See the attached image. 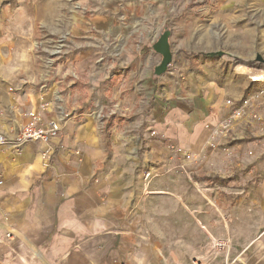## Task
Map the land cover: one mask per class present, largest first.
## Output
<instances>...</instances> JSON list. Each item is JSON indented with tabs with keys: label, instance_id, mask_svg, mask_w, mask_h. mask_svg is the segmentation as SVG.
<instances>
[{
	"label": "crops",
	"instance_id": "0c3cea01",
	"mask_svg": "<svg viewBox=\"0 0 264 264\" xmlns=\"http://www.w3.org/2000/svg\"><path fill=\"white\" fill-rule=\"evenodd\" d=\"M74 1L0 0V64L12 62L16 30L19 57L38 27L71 48L66 67L39 87H0L8 94L0 132L43 104L47 119L92 105L116 108L117 120L106 133L78 117L71 138L51 147L0 149V264H264V137L254 144L260 177L252 183L251 127H223L227 101L241 96L213 65L232 55L205 56L213 29L235 31L264 14V0H214L202 14L192 0ZM165 30L173 63L157 77L162 57L150 47Z\"/></svg>",
	"mask_w": 264,
	"mask_h": 264
},
{
	"label": "rangeland",
	"instance_id": "374dc122",
	"mask_svg": "<svg viewBox=\"0 0 264 264\" xmlns=\"http://www.w3.org/2000/svg\"><path fill=\"white\" fill-rule=\"evenodd\" d=\"M72 2L76 1L72 0ZM216 4L217 2L214 0H192L189 3V8L194 9V13L202 14L207 6L216 8ZM245 18L246 23L238 24L235 31H231L229 34L219 28L213 29L214 47L205 48V52L213 53L205 56L208 61H211L213 57L216 58L217 56L230 53L232 55L231 64L225 65L221 62H218L219 64L217 65L213 64L217 76L222 77L221 82H230L240 93L241 98L239 100L230 99L236 105L243 100L252 98V104L250 109L247 110L248 113L245 119L234 122L228 128L224 125L223 127L229 132L232 129L231 127L237 123L248 124L251 127L248 132L250 139L247 142L251 144L252 149H248L247 154L252 160L250 164H247L245 170L247 173H253L251 182L255 183L259 182L260 168H257V164L260 161L258 158H254L257 157L254 144L258 145L257 142L264 137V14H254ZM15 34L18 43L17 48L14 49L12 62L10 64H0V74L8 78V80H0V87L7 89L9 94H12L11 89H18L19 86L26 90L31 87H39L46 79L44 74L54 72V69L65 65L71 58V48H69L68 44L61 48L62 52L60 54L54 56V51L59 49L57 48L58 46H55L58 44H55L58 38L46 34L41 27H38L36 34L30 33L28 36L26 44L28 58L26 56L19 57L24 53L25 49H21L20 46V32L16 30ZM225 41L235 43V46L228 48L223 45ZM22 47H24V43H22ZM53 61L55 62L54 64L52 63ZM65 67L66 65L63 66V68ZM218 69L220 74H218ZM39 74L42 75L39 77ZM76 82L78 81L76 80ZM0 94H2L0 100L4 99V95L8 96L4 91L0 92ZM230 110L231 114L233 109ZM112 111L116 113V108L106 109V107L90 105L83 113L87 115L96 113L94 116H85V119H98L97 115L100 114L106 122L104 127L106 133H108L110 123L113 120H117L116 115L118 113L112 114ZM113 115H115V118ZM250 152L253 155H250Z\"/></svg>",
	"mask_w": 264,
	"mask_h": 264
},
{
	"label": "built area",
	"instance_id": "2783aa9c",
	"mask_svg": "<svg viewBox=\"0 0 264 264\" xmlns=\"http://www.w3.org/2000/svg\"><path fill=\"white\" fill-rule=\"evenodd\" d=\"M58 43V44H57ZM55 46H58L54 51V56L60 54L61 48L66 46L64 40L57 41ZM55 63L54 61L52 62ZM74 80H79L76 73L72 74ZM46 86H43L45 88ZM252 104V98L243 100L236 105L233 101L228 100L226 105L233 109L230 117L225 121L224 126L228 128L234 122L245 119L247 116V110L250 109ZM47 105H41L39 110H27L20 114L17 121H14L13 129L10 132H0V149L10 150L14 153H20L26 146L30 144H42L44 146L51 147L56 140L70 139L71 135L67 132L69 122L78 117L94 116V114H79L71 115L64 110H59L57 117L47 119L43 116V112L47 109ZM98 114V113H97ZM5 113L0 108V120L4 117ZM96 119L102 126H104V118L98 114ZM155 135V133H153ZM212 150L217 148V145L213 144L209 147ZM172 151L177 155H182L187 161H197L196 157L189 155L179 146L172 147ZM250 155H253L250 152ZM151 173L145 174V181L148 183L151 181ZM4 184V178L0 173V187ZM229 242L221 241L215 246L217 248H223L228 246Z\"/></svg>",
	"mask_w": 264,
	"mask_h": 264
},
{
	"label": "water",
	"instance_id": "95a60500",
	"mask_svg": "<svg viewBox=\"0 0 264 264\" xmlns=\"http://www.w3.org/2000/svg\"><path fill=\"white\" fill-rule=\"evenodd\" d=\"M171 35L172 33L169 30H165L153 45V50L162 57V61L154 71L157 77L164 76L173 63V53L170 43Z\"/></svg>",
	"mask_w": 264,
	"mask_h": 264
},
{
	"label": "trees",
	"instance_id": "16d2710c",
	"mask_svg": "<svg viewBox=\"0 0 264 264\" xmlns=\"http://www.w3.org/2000/svg\"><path fill=\"white\" fill-rule=\"evenodd\" d=\"M150 48H153V46H151Z\"/></svg>",
	"mask_w": 264,
	"mask_h": 264
},
{
	"label": "bare ground",
	"instance_id": "6f19581e",
	"mask_svg": "<svg viewBox=\"0 0 264 264\" xmlns=\"http://www.w3.org/2000/svg\"><path fill=\"white\" fill-rule=\"evenodd\" d=\"M260 80V79H259Z\"/></svg>",
	"mask_w": 264,
	"mask_h": 264
}]
</instances>
